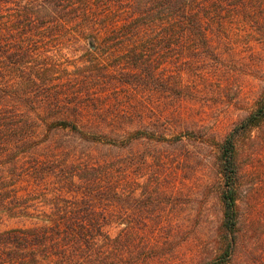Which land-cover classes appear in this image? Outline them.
Masks as SVG:
<instances>
[{"label":"trees","instance_id":"trees-1","mask_svg":"<svg viewBox=\"0 0 264 264\" xmlns=\"http://www.w3.org/2000/svg\"><path fill=\"white\" fill-rule=\"evenodd\" d=\"M0 264H264V0H0Z\"/></svg>","mask_w":264,"mask_h":264},{"label":"rangeland","instance_id":"rangeland-1","mask_svg":"<svg viewBox=\"0 0 264 264\" xmlns=\"http://www.w3.org/2000/svg\"><path fill=\"white\" fill-rule=\"evenodd\" d=\"M245 190H246V186H245ZM246 199L243 197L241 201H239V205H240V209L241 210H246V203H245Z\"/></svg>","mask_w":264,"mask_h":264}]
</instances>
